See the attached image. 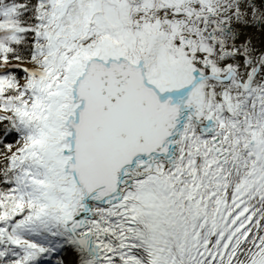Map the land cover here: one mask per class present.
Here are the masks:
<instances>
[{"label": "snow or ice", "instance_id": "obj_1", "mask_svg": "<svg viewBox=\"0 0 264 264\" xmlns=\"http://www.w3.org/2000/svg\"><path fill=\"white\" fill-rule=\"evenodd\" d=\"M0 264H264V0H0Z\"/></svg>", "mask_w": 264, "mask_h": 264}]
</instances>
